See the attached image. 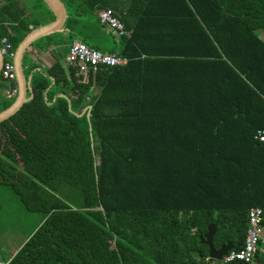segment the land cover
Segmentation results:
<instances>
[{"label":"trees","instance_id":"obj_1","mask_svg":"<svg viewBox=\"0 0 264 264\" xmlns=\"http://www.w3.org/2000/svg\"><path fill=\"white\" fill-rule=\"evenodd\" d=\"M120 1L62 0L65 42L100 49L96 10L110 7L130 36L107 52L128 63L83 81L56 58L0 122V187L40 216L7 264H211L207 227L237 250L248 210H264V0ZM31 16L0 4L12 49L42 23ZM4 82L0 111L14 100Z\"/></svg>","mask_w":264,"mask_h":264},{"label":"built area","instance_id":"obj_2","mask_svg":"<svg viewBox=\"0 0 264 264\" xmlns=\"http://www.w3.org/2000/svg\"><path fill=\"white\" fill-rule=\"evenodd\" d=\"M96 15L100 23L107 26L116 37H129L130 30L126 28L124 22L117 11L110 7H100L96 10ZM0 53L3 59L0 70L1 77L12 82L15 80V69L11 61L14 53L12 45L6 36H0ZM129 59L125 56L110 52H101L90 47L85 42L73 40L68 46L65 63L75 67L76 73L86 79L89 73L95 74L100 68L125 65ZM16 86H9L5 90L8 97L16 95ZM254 138L264 142V129H258ZM258 253L264 255V210L259 207H251L247 212V228L243 246L240 249H230L221 259L213 264H228L233 261L253 262ZM0 264H7L0 262Z\"/></svg>","mask_w":264,"mask_h":264},{"label":"crops","instance_id":"obj_3","mask_svg":"<svg viewBox=\"0 0 264 264\" xmlns=\"http://www.w3.org/2000/svg\"><path fill=\"white\" fill-rule=\"evenodd\" d=\"M17 1V7L18 9L26 16V17H29L31 14L33 17V13L38 15V18L41 20L40 22H42L40 25L34 27L33 24H29V28L31 29L28 33H30L33 29L35 28H38L40 26H43V25H46L48 24L49 22L53 21V20H49L48 18L45 17V15H43L44 13L42 11L43 9V6H40L39 8H37V6H34V8L30 7L28 4L29 1H25V0H16ZM62 1V0H61ZM3 0H0V4H2ZM33 2V1H32ZM121 7L123 9V11L125 12V0H121ZM64 4V3H63ZM65 5V4H64ZM66 8V7H65ZM38 10H40V12H38ZM67 11V10H66ZM6 13L9 15V16H15L14 15V12L11 13L9 10L6 11ZM68 16V15H67ZM97 16V15H96ZM98 18V17H97ZM65 24V22H64ZM62 25L60 31H55L54 33H51V34H48V35H45V36H42L38 39H36L35 41H33L25 50H24V53L22 55V58H21V80L18 78V74H17V67H16V64L14 62V59H15V50L17 48H15V50L13 49V57L11 59L13 65H14V69H15V80L12 81V82H8L5 80V84H6V88H8L9 86H16L17 88V93L16 95L12 96L14 98L13 102L15 101V99L17 98L18 96V92L20 90V86H21V82L23 83L24 87H26V97H30L33 95V92H30L29 90L31 88V80H32V76L34 74V72H39V71H45L48 67H50V65L52 64V62L54 61V59H58L64 66H67L66 63H65V57H66V53L64 51V49H68V46L69 44L71 43L70 42H65L66 41V28H65V25ZM104 29V34L105 33H110L112 34L113 36L114 33L107 27L105 26ZM27 33V34H28ZM56 33L60 34V36L58 37L59 40H63L65 43L63 44H53V43H50L49 39L46 37L48 36H53L55 35ZM26 34V35H27ZM25 35V36H26ZM24 36V37H25ZM23 37V38H24ZM56 38V37H55ZM41 41L39 43L36 44V41L40 40ZM23 40V39H22ZM21 40V41H22ZM20 41V42H21ZM19 42V43H20ZM18 43V44H19ZM37 46H36V45ZM113 47V45H112ZM111 47V48H112ZM99 50V49H98ZM100 51V50H99ZM107 52V51H106ZM25 57H26V63L24 62L25 60ZM2 78V77H1ZM4 80V79H3ZM84 81V80H83ZM53 84V80H52V83L51 85ZM5 90V89H4ZM3 90V92H4ZM29 94V96H28ZM32 98V97H31ZM30 100V99H29ZM12 102V103H13ZM11 103V104H12ZM10 104V105H11ZM24 104V103H23ZM9 105V106H10ZM8 106V107H9ZM21 108V107H20ZM19 108V109H20ZM6 109V108H5ZM15 114V113H14ZM21 230L22 233H18L19 231ZM28 231V229L26 228H20V229H16L15 232L17 233H13L12 235L6 237V236H3L2 233H0V262H4V260H2V257H3V254H6L8 256V258L11 257V253H15L16 250L19 248V245H21L25 240H26V236L24 235V233H27L26 231ZM216 232V231H215ZM215 234V233H214ZM214 236V235H213ZM213 238V237H212ZM7 239V241L5 240ZM10 240H12V243ZM229 242V241H228ZM232 242V241H230ZM12 243V244H11ZM227 243V242H226ZM203 244V243H202ZM213 244V243H212ZM225 244V243H224ZM206 245V244H205ZM233 245V243H232ZM15 246V247H14ZM207 246V245H206ZM214 246V245H213ZM234 246V245H233ZM215 247V246H214ZM220 247V246H219ZM219 247H216V248H219ZM14 249V251L12 252V249ZM208 248V247H207ZM232 249V248H231ZM258 261H254L253 263L251 264H254ZM259 263V262H258ZM262 264V263H260Z\"/></svg>","mask_w":264,"mask_h":264},{"label":"water","instance_id":"obj_4","mask_svg":"<svg viewBox=\"0 0 264 264\" xmlns=\"http://www.w3.org/2000/svg\"><path fill=\"white\" fill-rule=\"evenodd\" d=\"M46 7L53 13L54 20L49 22L46 25L40 26L38 28L33 29L30 33H28L23 40L18 44L15 50V59L14 62L17 67L18 78L21 80V58L24 53V50L36 39L54 33L55 31H60L62 25L64 24L67 18V11L65 5L61 0H43ZM3 59L0 53V70L2 68ZM32 92V90H29ZM26 87H24L21 82L20 90L18 92V96L15 101L6 109L0 111V122L12 116L16 113L19 108L23 105V103L27 102L31 99L32 96L26 97ZM82 114V113H81ZM80 114V115H81ZM88 115V113H87ZM216 231V226L214 224H210L207 227V231L203 236H200V241L203 244H206L208 247V257L218 263L221 257L226 254L231 248H233L232 242H227L225 244L220 245L219 248H216L212 244V237ZM198 256V253H196Z\"/></svg>","mask_w":264,"mask_h":264},{"label":"rangeland","instance_id":"obj_5","mask_svg":"<svg viewBox=\"0 0 264 264\" xmlns=\"http://www.w3.org/2000/svg\"><path fill=\"white\" fill-rule=\"evenodd\" d=\"M33 4L34 6H37V8L41 6L40 3L38 4V2L35 1L32 2L31 0H29L27 5L34 8ZM260 37L264 38L263 32H261ZM112 45H114L113 35L110 33H105L104 35H102L99 44L100 46L99 50L101 52H106L109 49H111ZM24 60H25L24 62L26 63V57ZM39 218H40L39 214H34L32 212L26 211L23 208L20 199L17 196L12 195V193L8 188L3 186L0 187V233H2L3 236L8 237L13 233H17L14 230L17 224H23L22 225L23 228H28L36 224ZM24 223H26L25 226ZM26 232L28 233V231ZM18 233H22L21 230ZM5 240L7 241V239ZM10 241L12 242V240ZM11 249L13 252L14 249L13 248ZM211 264H213V261L211 262ZM254 264H260V263L256 262Z\"/></svg>","mask_w":264,"mask_h":264}]
</instances>
